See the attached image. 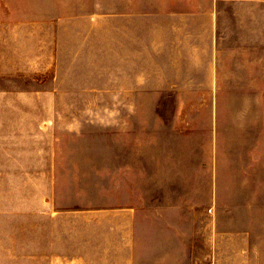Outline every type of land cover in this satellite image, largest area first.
I'll return each instance as SVG.
<instances>
[{"label":"rangeland","instance_id":"1","mask_svg":"<svg viewBox=\"0 0 264 264\" xmlns=\"http://www.w3.org/2000/svg\"><path fill=\"white\" fill-rule=\"evenodd\" d=\"M241 1L214 78L201 55L166 79L160 16L0 0V264H264V1Z\"/></svg>","mask_w":264,"mask_h":264},{"label":"crops","instance_id":"2","mask_svg":"<svg viewBox=\"0 0 264 264\" xmlns=\"http://www.w3.org/2000/svg\"><path fill=\"white\" fill-rule=\"evenodd\" d=\"M237 2L242 1L112 0L111 11L107 13L113 16H144V24H147V22L152 23L151 16H160L161 29L163 28V24L165 28L169 24L171 30L174 29L176 31L175 41L174 44H172V46H175L174 50L170 52L161 50L160 52L162 59L160 61L159 72L161 74L159 78H195L196 75L190 74V72L193 73L195 70L199 71L201 55L206 56V59L204 58L205 68L207 72H211V74H207L205 77L214 78L215 63L213 48L218 33L217 30H219V24L216 21L217 16L223 11L222 8L225 7V5L232 6L236 5ZM92 13L103 14L106 13V11L100 10ZM121 46L123 49L121 51L118 50V52L130 55L133 48L132 42L129 39L127 41H122ZM144 46L147 47V50H145L143 54L151 57L150 46L146 43H144ZM134 52L137 53L138 50H134ZM168 56L170 57L168 58ZM151 61V58H149L146 62L149 64ZM133 62L132 60H128L127 63L130 64ZM149 69L152 70L150 64ZM168 73H170V75H168Z\"/></svg>","mask_w":264,"mask_h":264}]
</instances>
